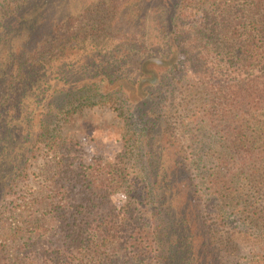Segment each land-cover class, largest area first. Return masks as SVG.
<instances>
[{
  "label": "rangeland",
  "instance_id": "rangeland-1",
  "mask_svg": "<svg viewBox=\"0 0 264 264\" xmlns=\"http://www.w3.org/2000/svg\"><path fill=\"white\" fill-rule=\"evenodd\" d=\"M6 1L0 0V6ZM39 1L59 25V34L69 37L70 50L50 51L47 46L42 62L33 64L21 49L23 33L8 32L1 40L0 240L6 239L14 213L21 220L18 216L38 201L61 197L52 184L60 154L36 143L48 98L53 95L52 103L59 105L75 96L70 116L65 106L64 112H52L47 126L74 141V168L84 164L95 176H103L109 164L119 165L125 185L111 204L117 212L133 206L134 230L122 236L129 240L128 249L106 255L115 254L120 261L122 255L129 264H264V227L251 213L264 207V190L249 187L247 174L230 183L222 165L232 160L236 143L264 124V105L239 112L243 138L239 123L216 115V80L233 87L260 77L263 70L230 66L209 53L210 46L187 43L189 56L177 60L180 71L167 73L153 61L162 55L166 59L168 52L146 44L156 37L149 19L154 17L152 7L139 16V4L131 5V21L124 24L119 4L111 0ZM66 17H73L71 23ZM126 37L132 40L124 41ZM75 39L81 43L71 49ZM140 45L146 54L143 71L137 66ZM106 71L112 79L125 77L124 85L107 81ZM139 74L143 76L137 85ZM157 75L162 84L152 78ZM143 106L157 110L142 118L148 111ZM35 145L39 148L33 157ZM262 146H251L252 152L260 153ZM259 163L264 165L263 160ZM216 178L224 185L221 192H216Z\"/></svg>",
  "mask_w": 264,
  "mask_h": 264
},
{
  "label": "trees",
  "instance_id": "trees-1",
  "mask_svg": "<svg viewBox=\"0 0 264 264\" xmlns=\"http://www.w3.org/2000/svg\"><path fill=\"white\" fill-rule=\"evenodd\" d=\"M132 1L111 0L119 4L118 11L120 17L124 19V24L131 21L127 17L131 5L139 4L137 13L139 16L149 12V8L152 7L154 17L149 19L150 23L154 24L155 34L152 35L156 37L151 36L146 44L159 53L168 52L166 59L162 55L153 61L156 68L163 67L164 71L171 74L180 71L177 60L180 58L185 60L184 57L189 56L187 47L189 43L194 46L202 44L210 46L209 53L216 54V58L230 66L244 70L258 68L263 70L260 77L233 87L226 88L216 80V115L226 122L239 123L238 133L243 138V135L241 136L243 125L238 119L239 112L244 113L245 107L259 110L264 105V0ZM42 3L38 0H9L0 6V43L8 32L23 33L24 44L21 49L32 58L30 62L33 64L42 62L47 46H50V51L70 50L69 37L65 38L59 34V25L56 22L53 24L49 19L50 11ZM138 15L135 16V20ZM3 17L9 21L3 24ZM66 18L71 23L73 17ZM27 21L28 26L24 25ZM129 38H124V41L136 37L133 35L132 39ZM74 43L71 49H76L81 41L75 39ZM144 49L142 45L138 49L141 60H138L137 66L140 70L142 65V71L146 64L143 62L146 59ZM171 56L173 58L167 61ZM35 67L37 66H33ZM17 70H21V67L18 66ZM142 76L138 75L137 85H140ZM105 77L109 82L112 80V84L125 83L122 82L125 77L117 75L112 79L113 74L108 71L105 72ZM154 77L155 82L163 83L159 81L160 75L152 78ZM152 78L149 82H153ZM101 82L104 84L106 81ZM87 88V85L84 86L76 94L79 95ZM52 97L53 95L45 104L41 121L42 131L36 144L46 146L47 151L54 155L60 154L52 184L61 197H56L52 202L38 201L36 205L40 208H36V205L26 208L18 216L21 220H18V214L14 213L10 219L6 239L0 240V264H129L127 260H122V255L121 261L114 256L115 254L111 255L113 257L106 255L107 252L127 250L129 240L122 239V236L131 235L130 232L134 230L131 224L133 206L129 205L122 212H117L110 201L111 197L125 185L123 172L119 165L113 167L111 164L104 169L103 176H95L84 164L80 168L73 167L76 166L73 161L74 141L53 133L47 124L52 118V112L56 110L58 114L64 112L65 106L68 107V111L64 113L70 116L69 110L77 105L76 97L73 96L71 101H64L59 105L52 103ZM110 98L117 99L113 95ZM83 100L85 99L78 100L79 104H82ZM143 108L148 111H142V118L157 110L149 106ZM253 123L258 125L257 122ZM255 129L253 134L246 136L244 141L236 143L231 148L232 160H225V164L222 165L228 173L225 178L230 183H235L241 175L247 174L249 187L263 191L264 165L259 162L264 161V124ZM260 141L263 143L262 151L255 154L251 146L261 143ZM37 145L30 152L33 157L35 148H39ZM249 159L252 164L247 163ZM91 168L94 171V168ZM108 168L112 170L108 172ZM10 187L13 188V182ZM223 189L224 185L216 178V192ZM251 213L256 216L258 225L263 224L264 227V207L252 209ZM130 246L137 248L136 241H131Z\"/></svg>",
  "mask_w": 264,
  "mask_h": 264
}]
</instances>
